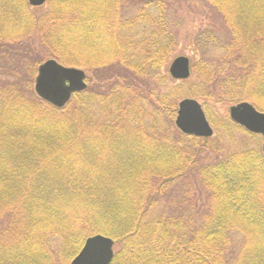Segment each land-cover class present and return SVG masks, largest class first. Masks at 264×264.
I'll return each instance as SVG.
<instances>
[{
    "label": "trees",
    "instance_id": "1",
    "mask_svg": "<svg viewBox=\"0 0 264 264\" xmlns=\"http://www.w3.org/2000/svg\"><path fill=\"white\" fill-rule=\"evenodd\" d=\"M205 1L231 40L204 32L223 53L164 91L177 45L164 0H0V54L35 35L63 65L119 72L58 109L0 63V264H68L93 234L112 239L110 264H264L263 154L201 161V139L172 122L180 97L207 116L211 103L264 112V0ZM192 171L205 210L160 209V194Z\"/></svg>",
    "mask_w": 264,
    "mask_h": 264
},
{
    "label": "rangeland",
    "instance_id": "2",
    "mask_svg": "<svg viewBox=\"0 0 264 264\" xmlns=\"http://www.w3.org/2000/svg\"><path fill=\"white\" fill-rule=\"evenodd\" d=\"M164 1L168 7L169 14H171V19L177 24V45L169 61L177 56L189 58L192 70L190 77L185 80H192L193 64L196 60L203 56H207L206 58L211 60L223 53V50L220 48L205 47L203 33H209L216 37L220 44L228 43L231 40V35L229 30L226 29L227 27L221 15L205 0ZM46 3L39 7L44 8ZM127 6L126 3L125 7ZM128 8L131 11L135 9V7L133 9L127 7L129 14L130 10ZM201 35L203 36L202 39H198ZM47 59H49V56L35 35L21 43L6 45L5 53L0 54L1 65L7 66L15 81L21 82L23 80L24 83H29L32 91L36 68L38 64ZM169 61L161 70L163 74L168 76L167 80L162 84L163 86H161L164 91L170 89L178 81L172 79L167 72ZM84 72L86 76V88L95 90L102 89V83L107 76H111L112 73H119L117 68L113 66L98 70H84ZM139 82L141 80H138ZM183 98L185 97H180L177 102ZM198 102L201 103L199 100ZM209 105L212 114L211 116L205 115L213 129V134L209 138H198L201 139L202 145H205L200 150L201 161H214L230 153L249 149H257L261 152L262 137L246 131L230 120L228 108L232 104L211 103ZM172 122L174 123V118ZM206 205L207 193L201 187L193 171L189 172L185 178L175 183L158 197V207L160 209H169V211L176 214H182L186 211L188 214L193 213V215L199 216L205 210ZM230 236L232 247L236 249L239 246L241 237L237 233H232ZM114 252L115 247L113 244V254Z\"/></svg>",
    "mask_w": 264,
    "mask_h": 264
},
{
    "label": "water",
    "instance_id": "3",
    "mask_svg": "<svg viewBox=\"0 0 264 264\" xmlns=\"http://www.w3.org/2000/svg\"><path fill=\"white\" fill-rule=\"evenodd\" d=\"M31 7H39L46 0H27ZM167 72L174 80H185L191 74L189 59L185 56L172 58ZM83 69L65 66L53 58L38 64L33 81L35 95L54 108H63L76 93L86 88ZM232 122L252 134L262 137L261 153L264 156V112L258 111L250 103L241 101L228 108ZM176 129L188 136L209 138L213 129L208 122L202 104L198 100L185 97L177 102L174 118ZM113 257L111 238L93 234L85 238L78 253L69 264H110Z\"/></svg>",
    "mask_w": 264,
    "mask_h": 264
},
{
    "label": "bare ground",
    "instance_id": "4",
    "mask_svg": "<svg viewBox=\"0 0 264 264\" xmlns=\"http://www.w3.org/2000/svg\"><path fill=\"white\" fill-rule=\"evenodd\" d=\"M189 59V58H188ZM172 60V59H171ZM171 60L169 61V63L171 62ZM190 62V61H189ZM169 65V64H168ZM191 65V64H190ZM170 76V75H169Z\"/></svg>",
    "mask_w": 264,
    "mask_h": 264
}]
</instances>
